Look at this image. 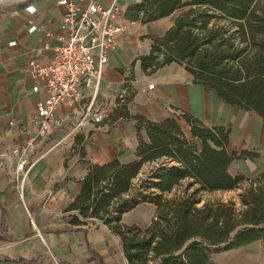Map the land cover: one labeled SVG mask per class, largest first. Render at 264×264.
I'll return each mask as SVG.
<instances>
[{"label": "crops", "instance_id": "crops-1", "mask_svg": "<svg viewBox=\"0 0 264 264\" xmlns=\"http://www.w3.org/2000/svg\"><path fill=\"white\" fill-rule=\"evenodd\" d=\"M117 2L122 9L118 21L127 24V30L102 70L96 106L103 110V120L93 122L81 104L64 103L55 110L51 131L41 134L33 116L45 93L33 91L36 81L28 64L32 59L48 62L53 48L64 41L62 8L58 0H0V252L4 256L24 257L33 264H129L119 235L96 218L72 223L77 212L68 208L91 164L139 159V137L148 136L144 126L138 130L134 116L153 122L174 117L186 135L191 126L185 115L209 127H228L230 153L258 154L233 160L229 173L253 178L264 170V120L259 114L220 99L197 83L181 61L171 60L153 70L151 60V66L143 68L142 58L151 54L155 40L165 35L178 13L146 22L131 9L141 0ZM30 4L35 13L26 11ZM31 25L38 29L29 32ZM21 88L26 91L20 93ZM30 138L36 139V147L29 152L23 178L15 172L18 158L9 152ZM155 210L153 203L141 202L124 213L121 222L147 226ZM254 242L213 252L207 264H217L215 257L222 253L234 254L226 264H264V253L258 256L250 248ZM238 248L243 250L229 252Z\"/></svg>", "mask_w": 264, "mask_h": 264}, {"label": "trees", "instance_id": "trees-1", "mask_svg": "<svg viewBox=\"0 0 264 264\" xmlns=\"http://www.w3.org/2000/svg\"><path fill=\"white\" fill-rule=\"evenodd\" d=\"M131 9L146 22L181 11L155 40L151 54L142 58L143 68L151 66V60L155 70L165 62L187 59V70L197 83L264 120V0H141ZM194 27L201 29L200 38ZM160 52L163 58L157 60ZM184 117L190 136L174 117L153 122L134 116L138 130L144 126L148 136L139 137V159L91 164L68 208L77 212L71 216L74 224H84L81 218L88 217L103 220L120 236L129 264H207L215 251L264 239V170L253 178L228 171L233 160L258 154L230 153L228 127H209L191 115ZM232 189L240 190L238 202L202 203L205 192ZM141 202L156 206L152 221L145 228L122 223L123 214ZM192 239L196 241L186 245ZM5 261L33 264L24 257L5 256Z\"/></svg>", "mask_w": 264, "mask_h": 264}, {"label": "built area", "instance_id": "built-area-1", "mask_svg": "<svg viewBox=\"0 0 264 264\" xmlns=\"http://www.w3.org/2000/svg\"><path fill=\"white\" fill-rule=\"evenodd\" d=\"M58 5L62 8L64 41L53 48L48 62L32 59L28 64L29 74L36 81L33 91L45 93L37 101L33 116V123L41 134L51 131L55 110L64 103L81 104L93 122L103 120L104 112L96 106L102 70L117 46L119 36L127 30V24L118 21L122 9L117 0L109 4L103 0H58ZM25 9L36 12V7L31 4ZM37 29L36 25H31L29 32ZM25 91L26 88H21L19 92ZM35 147L36 139L30 138L25 145L10 149L9 154L18 158L17 175L26 178L29 152Z\"/></svg>", "mask_w": 264, "mask_h": 264}, {"label": "rangeland", "instance_id": "rangeland-1", "mask_svg": "<svg viewBox=\"0 0 264 264\" xmlns=\"http://www.w3.org/2000/svg\"><path fill=\"white\" fill-rule=\"evenodd\" d=\"M175 12L179 13L181 12L180 10H176ZM174 12V13H175ZM177 15V16H178ZM176 19V18H175ZM200 18L199 20L197 21V26L200 24ZM175 21V20H174ZM194 31L197 33L196 36L197 37H201L202 34L200 33L201 29L198 28V27H194ZM202 40L201 39H198L197 40V43L196 44H199L201 43ZM200 45V44H199ZM161 49L165 52L166 51V48L165 46L161 45ZM199 49H202V46L200 45L199 46ZM161 54H164V53H158V59L157 60H162L163 56L159 57ZM156 62V61H155ZM158 62V61H157ZM181 62L185 63V64H188L187 62V59H183L181 60ZM178 125L179 127L181 128L179 122H178ZM185 129V128H184ZM182 130V128H181ZM183 131V130H182ZM185 133V132H184ZM190 136V135H188ZM146 140V139H145ZM171 164H173V162H171ZM149 167L148 164L144 165L143 168L144 170L147 169ZM139 176H145V173H140ZM137 178L134 179V182H137ZM239 189H232V190H225V191H215V192H212V193H209V192H205L203 193V200H202V203H204L206 200H209V199H221V200H224V201H227V200H234L236 202H238V193H239ZM200 203L199 206L202 204ZM102 215V214H101ZM105 216V215H103ZM103 221V220H102ZM141 228H145L146 226L142 227V226H139ZM196 241V239H192V240H189L186 245H190V244H193L194 242ZM214 248V247H213ZM212 248V249H213ZM250 248H253V251L256 253L258 252V256H260V253L263 252L264 253V239L263 240H258L256 242H254V244L250 245ZM217 249V248H215ZM241 250L243 249H235V251H229V252H240ZM262 250V251H261ZM220 251H224V250H220ZM215 252H219V251H215ZM227 253H222V255H218L215 257V260L217 262V264H226L227 262L229 261H232L234 258V254H230L228 253V255H225ZM220 256V257H219ZM263 260V259H261ZM0 264H16L14 262H10V261H5V256L3 254H1L0 252Z\"/></svg>", "mask_w": 264, "mask_h": 264}]
</instances>
